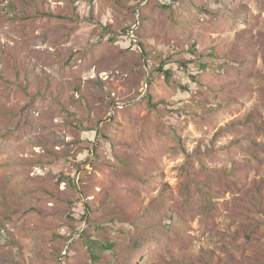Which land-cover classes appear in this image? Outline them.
<instances>
[{
	"label": "rangeland",
	"instance_id": "obj_1",
	"mask_svg": "<svg viewBox=\"0 0 264 264\" xmlns=\"http://www.w3.org/2000/svg\"><path fill=\"white\" fill-rule=\"evenodd\" d=\"M0 264H264V0H0Z\"/></svg>",
	"mask_w": 264,
	"mask_h": 264
},
{
	"label": "trees",
	"instance_id": "obj_2",
	"mask_svg": "<svg viewBox=\"0 0 264 264\" xmlns=\"http://www.w3.org/2000/svg\"><path fill=\"white\" fill-rule=\"evenodd\" d=\"M161 71L164 72V75H165L166 80L169 81L170 76H171V72L169 70H164V69H161ZM182 88L185 89V87H182ZM102 247H104V246L102 245ZM109 247H112V246L110 245ZM94 257L97 258L96 255H94Z\"/></svg>",
	"mask_w": 264,
	"mask_h": 264
}]
</instances>
